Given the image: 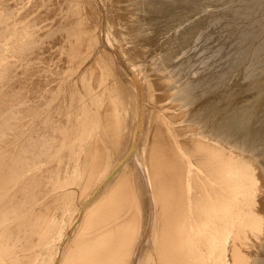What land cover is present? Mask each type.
<instances>
[{
  "label": "bare ground",
  "instance_id": "1",
  "mask_svg": "<svg viewBox=\"0 0 264 264\" xmlns=\"http://www.w3.org/2000/svg\"><path fill=\"white\" fill-rule=\"evenodd\" d=\"M99 1L105 14L95 0L0 1V181L7 169L29 180L45 178L31 169L55 168L51 154L63 143L47 137L78 86L81 99L119 102L70 116L85 165L75 155L66 181L0 182V264H264V0ZM125 20L128 50L141 40L160 51L186 121L210 136L184 141L190 160L172 145L168 157L145 135L135 142L149 126H138L132 79H120L101 43ZM57 42L73 54L68 69L59 53L40 66L24 60L57 52ZM144 85L147 100L170 109L163 81ZM134 147L144 184L129 162Z\"/></svg>",
  "mask_w": 264,
  "mask_h": 264
},
{
  "label": "rangeland",
  "instance_id": "2",
  "mask_svg": "<svg viewBox=\"0 0 264 264\" xmlns=\"http://www.w3.org/2000/svg\"><path fill=\"white\" fill-rule=\"evenodd\" d=\"M1 1V0H0ZM100 8V10L105 14L106 12L104 11L103 5L99 0H95ZM1 8V6H0ZM17 8L16 5L10 7L11 10H15ZM4 14L0 15V28L3 22L5 21ZM124 27L118 29L116 32H111L110 37L112 39L111 44H108L104 40L101 42L106 46V48L112 53L115 59V64L117 68V75L122 79L125 83H128V78L132 79V83L136 89L137 92V102L139 105V110L140 114L138 117V126L143 128L146 127V125L149 126V130L146 133L143 132H137L136 133V140L137 142L142 135H145V138L152 142V146L156 149L159 144L164 147V153L170 157L173 153L172 151L169 152L167 151L168 149L172 148L170 145L175 146V149L177 151H180V153L187 159L190 160V156L185 149L187 146L185 144L188 143L191 146V140L196 141V144L199 146V140H207L210 138L207 134H205L201 127L197 124H189L186 119V110L183 109V102L179 100H175L176 98V93L178 91V83L173 82L169 76V73L165 70H162L163 66L161 64V53L160 51L153 47L152 45H146L144 44L141 40H137L135 42V46L133 49L128 50V41L130 38L134 35L132 31L128 29V21L125 20ZM147 37H144V40ZM68 45H77V41H71L69 40ZM58 46L57 52L52 51V52H43V55L41 57H34L32 55L27 56V59H24L25 61L30 62L31 65H42L46 64L47 62H43V60L46 57H50V60H55L52 58H57L58 53L60 55L59 60L65 61L64 67H69L71 58L73 54L71 52H65L63 49V46L65 43L63 42L62 44L57 42ZM62 45V46H61ZM40 47V46H39ZM38 47V48H39ZM64 52H63V51ZM57 56V57H56ZM49 60V61H50ZM57 60V59H56ZM48 61V62H49ZM58 61V60H57ZM33 68V67H32ZM24 69V72L27 76L32 75L34 72L33 69ZM60 68L64 69L63 66H60ZM68 69V68H67ZM30 74H27V73ZM24 75V74H23ZM148 77H154L155 79L161 80L164 82V85L160 87V92L163 94H169V102L171 103L170 109L168 110H163L161 109L158 104L153 100H147L145 98L146 95V88L144 85V79ZM80 85V84H79ZM91 85V84H90ZM28 87V90L25 92V95H27L31 89L30 86H25ZM81 85L78 86L79 92L86 96V91L83 89ZM77 92L76 97L79 99H74L73 101H69L66 104V110L64 109L63 105L59 108L61 112L58 114V116L55 118V123L60 124L61 126L53 128L56 130L57 136L55 137H47V140L50 141L54 144H59L60 141H62V146L61 147H54L55 152L51 154V159L49 162V165L51 167H55L51 170H44V171H39L37 169H31V173L33 174H40L42 176H45V178H31L29 180H23L21 178H14L11 179V174L13 173L12 169H7L6 171L8 172L6 175L7 177L5 179H2L0 182H64L67 180V176L71 170V168L74 165L73 162V157L76 155L78 156V162L80 165L84 166V147H79L77 146V141L84 138L79 130H78V123L74 120L71 123L70 116L73 114L74 111L80 110V108L84 109V112L90 111L87 115V117L92 116V110H95L96 106L98 105L99 107L102 106H108V108L113 109L115 107H118L119 102L117 100H114L112 98L111 102L108 103H103L100 101V104H95L92 99L85 98L81 99L80 98V93ZM18 93V91H17ZM261 101L262 98L260 97ZM30 101L28 100H22L23 104H28ZM54 109V107H53ZM63 110V112H62ZM0 115H2L0 113ZM150 115V117H148ZM62 119V122H59V120ZM181 126H186L185 130H178V127ZM157 127V128H156ZM63 128V131L61 134L59 133V130ZM73 129V130H72ZM127 138V134L125 133L124 139ZM4 139V137L0 138ZM170 142H167V141ZM185 141V142H184ZM222 146H225L224 143L220 144ZM122 150H124L122 148ZM128 150V149H127ZM54 151V150H53ZM132 161V164L134 165L133 167L136 169V174L138 180L136 182H141L144 184L146 182V179L142 173L143 169L141 166V159L140 155L138 152L137 147H134L133 150L131 151V155L129 157V162ZM116 165V163H111V166ZM199 166V173H207V168H205V164L202 162L198 163ZM15 172V170H14ZM59 175L60 178L57 179L55 177L56 175ZM95 181V180H94ZM213 183V182H209ZM264 201V197H263ZM75 226H73L72 231ZM71 236V231L66 232L64 241L67 242L68 239ZM264 240H262L263 242ZM144 244V243H143ZM143 244L138 243L139 246H143ZM141 246V247H142ZM262 244L258 247L256 250L255 254H259L261 250ZM137 260V259H136ZM135 260V261H136Z\"/></svg>",
  "mask_w": 264,
  "mask_h": 264
}]
</instances>
